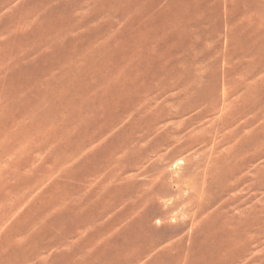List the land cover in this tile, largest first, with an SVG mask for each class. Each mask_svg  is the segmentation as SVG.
<instances>
[{
	"label": "rangeland",
	"instance_id": "obj_1",
	"mask_svg": "<svg viewBox=\"0 0 264 264\" xmlns=\"http://www.w3.org/2000/svg\"><path fill=\"white\" fill-rule=\"evenodd\" d=\"M0 264H264V0H0Z\"/></svg>",
	"mask_w": 264,
	"mask_h": 264
},
{
	"label": "bare ground",
	"instance_id": "obj_2",
	"mask_svg": "<svg viewBox=\"0 0 264 264\" xmlns=\"http://www.w3.org/2000/svg\"><path fill=\"white\" fill-rule=\"evenodd\" d=\"M225 51V50H224ZM224 55H226V54H224ZM231 56V55H230ZM230 60V59H229ZM226 61H225V59H224V63H225ZM226 64V63H225ZM226 71H228V70H226ZM225 72V71H224ZM229 72V71H228ZM241 74V73H240ZM228 75H229V73H228ZM243 77V76H242ZM244 81V80H243ZM203 84V83H202ZM241 84V83H240ZM244 84V83H243ZM205 86H206V83H205ZM200 87V86H199ZM224 87V86H223ZM249 87V86H248ZM225 89H226V87H224ZM255 90V89H254ZM215 91V90H214ZM225 91V90H224ZM257 91V90H256ZM250 93V92H249ZM257 93V92H256ZM224 94H225V92H224ZM224 94H223V100H224V104H223V106H222V108L220 109V111H221V115L222 116H224V115H227L228 114V112H229V110H230V107L232 106V101H229L228 102V95L227 94H225V96H224ZM203 97V96H202ZM150 103V107L152 108V105H154V104H157L158 103V98L157 97H155L154 98V100H151V102H149ZM237 104V103H236ZM158 106V105H157ZM242 107V106H241ZM215 109V108H214ZM250 109V108H249ZM263 109V108H262ZM235 110V109H234ZM248 110V109H247ZM148 112H150L152 115L154 114L153 112H151V111H148ZM243 113V112H242ZM178 114V115H177ZM175 116H173V117H181V116H183V115H185V113H180V112H178ZM201 114L200 113H197V117H199ZM238 115H240V114H238ZM146 116V115H145ZM151 116V115H150ZM241 116V115H240ZM233 117V116H232ZM231 117V118H232ZM153 118H155V117H153ZM221 118V117H220ZM220 121V120H219ZM188 123H190V122H188ZM220 123V122H219ZM219 123H218V126H219ZM155 125H151L150 127H149V131H150V133H153L154 131H155ZM217 129H218V127H217ZM217 131V130H216ZM168 132H171V133H175V134H178V135H181L182 134V130L181 129H179V128H177V129H171V130H169ZM11 138H12V136H11ZM186 143V142H185ZM150 144V143H149ZM189 144H190V147H193V144L194 143H187L186 145H188L189 146ZM261 144V143H260ZM249 145H250V143H249ZM252 145V144H251ZM255 145H257V144H255ZM254 145V146H255ZM159 146H160V142H155V143H152V144H150L149 146H148V148H147V150H149V151H152V152H154V153H156V154H161V156H158V157H166L167 156V154L169 153V151H172L171 149H166V152L167 153H165V154H162V152H163V149H160L159 148ZM184 143L179 147V148H175V150H173V151H175L176 153H178L179 152V150L180 149H182V148H184ZM258 147V146H257ZM261 149V148H260ZM242 150V149H241ZM181 151V150H180ZM214 152H215V150H214V147L212 148V150H211V152H210V157H212L213 156V154H214ZM181 153V152H180ZM261 153V152H260ZM260 155V154H259ZM209 157V158H210ZM197 158V157H196ZM164 160H166V159H164ZM260 162V161H259ZM263 163V162H262ZM259 164V163H258ZM247 166V165H246ZM261 166V165H260ZM184 168H186V167H184ZM238 169V168H237ZM260 171H262V170H260ZM259 171V172H260ZM262 173V172H261ZM263 174V173H262ZM185 176V175H184ZM261 176V175H260ZM173 177V176H172ZM236 177H238V176H236ZM182 178V177H181ZM184 178V177H183ZM190 178V177H189ZM157 179V178H156ZM176 180V179H175ZM181 182H183V183H188L187 182V180H183V181H181ZM233 183V182H232ZM238 184V183H237ZM233 187V186H232ZM232 187H230V188H232ZM140 189V188H139ZM158 196V195H157ZM187 196V195H186ZM179 198V197H178ZM172 200V199H171ZM174 200V199H173ZM199 203H200V200H197V201H195V198H193V196L192 195H189L188 197H186V198H182V199H176L174 202H172V203H170V204H166V207H165V212H170V211H172V210H174V209H177L178 207H182L181 208V211H180V213H183V212H187V210L188 209H192V208H189L190 206H192V205H194V207H199ZM147 205V204H146ZM201 206V205H200ZM164 209V208H163ZM200 209H202V208H200ZM164 211V210H163ZM162 211V212H163ZM189 212V211H188ZM187 212V213H188ZM195 213V212H194ZM196 213H198V211L196 212ZM167 214V213H166ZM173 215V214H172ZM169 216V215H168ZM174 217V216H173ZM193 219H194V217H193ZM195 220V219H194ZM166 222H168V221H166ZM171 222V221H170ZM138 225H139V223H138ZM193 225V224H192ZM232 229V228H231ZM234 237V236H233ZM144 238V237H143ZM222 255H224V254H222Z\"/></svg>",
	"mask_w": 264,
	"mask_h": 264
}]
</instances>
